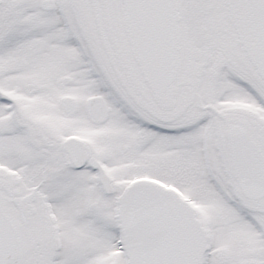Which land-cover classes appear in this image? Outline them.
Instances as JSON below:
<instances>
[{
    "label": "snow or ice",
    "instance_id": "snow-or-ice-1",
    "mask_svg": "<svg viewBox=\"0 0 264 264\" xmlns=\"http://www.w3.org/2000/svg\"><path fill=\"white\" fill-rule=\"evenodd\" d=\"M0 264H264V0H0Z\"/></svg>",
    "mask_w": 264,
    "mask_h": 264
}]
</instances>
